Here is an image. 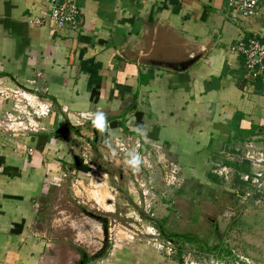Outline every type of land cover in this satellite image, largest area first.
Here are the masks:
<instances>
[{"label": "crops", "instance_id": "obj_1", "mask_svg": "<svg viewBox=\"0 0 264 264\" xmlns=\"http://www.w3.org/2000/svg\"><path fill=\"white\" fill-rule=\"evenodd\" d=\"M51 2L0 0V93L24 90L53 104L42 121L49 132L27 129L13 137L0 131V264H75L79 247H91L85 242L76 249L75 241L60 234L73 228L67 216L47 222L44 231L39 210L62 184L65 163L74 162L75 145L85 136L93 135L92 148L100 153L115 141L126 148L138 137L143 147L171 153L177 163L181 136L196 143L195 152H204L205 167L235 138L234 115L242 114L240 129L256 126L252 135H264V79L258 88L251 76L241 78L245 59L232 51L237 41L259 33L232 14L235 23L220 17L229 37L214 45L213 33L203 29L208 9H229L226 0H74L79 31L57 28L44 17ZM203 50L189 69L169 67ZM96 87L99 98L92 102ZM12 111L0 95V122ZM97 117L101 127L94 124ZM99 257L87 264H98Z\"/></svg>", "mask_w": 264, "mask_h": 264}, {"label": "rangeland", "instance_id": "obj_2", "mask_svg": "<svg viewBox=\"0 0 264 264\" xmlns=\"http://www.w3.org/2000/svg\"><path fill=\"white\" fill-rule=\"evenodd\" d=\"M57 3L52 0L45 13ZM208 10L210 19L203 29L213 33L214 45L219 37H229L220 17L234 23L238 19L231 18L226 6ZM246 20L264 25L262 16ZM240 77L251 78L244 70ZM11 91L14 97L9 98ZM25 92L0 93L13 107L8 115L22 122L6 133L17 137L27 129L49 132L42 121H47L53 104ZM36 102L51 106L47 115L41 114ZM3 122L10 124L7 115ZM248 133H239L244 138H233L205 167L200 165L204 152H195L196 143L185 142L181 136L176 140L178 163L171 153L143 147L138 137L126 148L115 141L100 153L92 148L93 135L85 136L83 144L75 145L74 154L83 158L90 171H77L73 163H65L58 180L62 184L39 207L42 229L47 222L67 216L65 223L73 228L60 234L75 241L76 249L90 242L91 247L79 249H86L90 257L99 255L98 264H122V260H132L129 264H264V135ZM136 158L140 162L134 167L129 162ZM209 173L216 175L217 182Z\"/></svg>", "mask_w": 264, "mask_h": 264}, {"label": "built area", "instance_id": "obj_3", "mask_svg": "<svg viewBox=\"0 0 264 264\" xmlns=\"http://www.w3.org/2000/svg\"><path fill=\"white\" fill-rule=\"evenodd\" d=\"M227 6L231 10V14L234 18H255L261 13L264 6V0H226ZM80 9L78 5L70 1L68 3L55 4L49 13H45L44 17H49L57 28H64L70 26L72 29L77 30L79 27ZM43 20H37V23H41ZM234 53L240 54L245 59V66L252 78L262 77L264 78V32L261 35L254 34L249 38L237 41L232 46ZM25 94V93H24ZM29 105L31 101L28 102ZM36 105L42 110L41 114L47 115L50 111V105H42L36 102ZM18 108V105H16ZM13 115H7V119L10 124L6 122L0 123V128L3 132L14 131L13 126H21L22 122H16Z\"/></svg>", "mask_w": 264, "mask_h": 264}, {"label": "trees", "instance_id": "obj_4", "mask_svg": "<svg viewBox=\"0 0 264 264\" xmlns=\"http://www.w3.org/2000/svg\"><path fill=\"white\" fill-rule=\"evenodd\" d=\"M243 65H244V70L246 71L245 61L243 62ZM261 79H264V78H262V77L253 78V80H254L253 82H254L255 86L258 88H260V86H261V82H262ZM90 98H91L92 102H97V100L99 98V89L97 87L92 90ZM241 118H242V114L238 113V114L234 115V117L230 121L231 125L233 126V129L235 130V132H237L236 135L234 136L235 140L238 138H239V140L243 139L242 134H239V133L249 132L247 135H252L253 130L256 128V126H253L249 130L240 129L239 128L240 124H238V123H239V121H241ZM136 126H138V128H140V129L143 126L141 113H138V112H136ZM263 131H264V127H263ZM72 166L77 171H83V172L90 171V166L87 163H85L83 158H81L80 156H76L74 158V162H73ZM208 177L212 178L214 180V182H217V180H218L216 175H214L213 173H209ZM161 232H165V231L162 229ZM174 236L180 237V238L185 237L187 240H194L193 238L189 237V235L175 234ZM79 250H80V259L76 264H87L88 261L91 260V257L88 256V254L86 253L85 250L84 251L82 249H79Z\"/></svg>", "mask_w": 264, "mask_h": 264}, {"label": "water", "instance_id": "obj_5", "mask_svg": "<svg viewBox=\"0 0 264 264\" xmlns=\"http://www.w3.org/2000/svg\"><path fill=\"white\" fill-rule=\"evenodd\" d=\"M237 19L238 20H236V21H238L241 25L248 27L249 30H251L253 32H258L261 35L263 34L264 25L263 26H261V25L256 26V25H253V23H252V25H250L249 23H246V25H245V22H242V21H244L246 19H240V18H237ZM203 52H205V50H203L197 54L191 55L188 57V59L181 61L178 64L170 65L169 67H171L172 69H174L175 71H178V72L185 71V70L189 69L191 66H193L194 63L199 61L200 58H202ZM91 260H92V257H91Z\"/></svg>", "mask_w": 264, "mask_h": 264}, {"label": "clouds", "instance_id": "obj_6", "mask_svg": "<svg viewBox=\"0 0 264 264\" xmlns=\"http://www.w3.org/2000/svg\"><path fill=\"white\" fill-rule=\"evenodd\" d=\"M94 124L97 126V127H101L102 126V119L100 117H97L95 120H94ZM140 162V159L139 158H136L135 160L133 161H130L129 163L132 165V166H136L138 165Z\"/></svg>", "mask_w": 264, "mask_h": 264}, {"label": "flooded vegetation", "instance_id": "obj_7", "mask_svg": "<svg viewBox=\"0 0 264 264\" xmlns=\"http://www.w3.org/2000/svg\"><path fill=\"white\" fill-rule=\"evenodd\" d=\"M89 256V255H88Z\"/></svg>", "mask_w": 264, "mask_h": 264}]
</instances>
